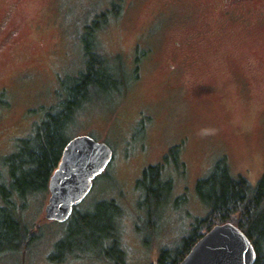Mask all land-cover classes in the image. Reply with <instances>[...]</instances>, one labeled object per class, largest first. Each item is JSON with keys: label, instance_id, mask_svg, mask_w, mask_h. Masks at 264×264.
Segmentation results:
<instances>
[{"label": "rangeland", "instance_id": "obj_1", "mask_svg": "<svg viewBox=\"0 0 264 264\" xmlns=\"http://www.w3.org/2000/svg\"><path fill=\"white\" fill-rule=\"evenodd\" d=\"M221 3L0 0V21L7 26L0 39L7 29L15 32L0 48V159L62 101L60 81L82 68L83 30L95 18L100 54L120 57L126 70L136 66L139 74L120 93L84 106L66 132L112 150L105 175L76 209L90 212L101 200H115L123 211L119 241L125 254L108 258L96 243L83 245L82 237H74L73 222L47 221V189L31 195L22 211L34 238L23 252L0 256V264H155L163 248L178 246L208 214L195 185L219 159L251 185L264 176V0L226 11ZM137 47L147 53L133 63ZM176 145L179 167L164 168L173 183L168 201L162 209L156 201L142 203L136 181ZM0 170L5 173L1 161ZM61 241L68 249L49 259Z\"/></svg>", "mask_w": 264, "mask_h": 264}, {"label": "trees", "instance_id": "obj_2", "mask_svg": "<svg viewBox=\"0 0 264 264\" xmlns=\"http://www.w3.org/2000/svg\"><path fill=\"white\" fill-rule=\"evenodd\" d=\"M97 23L95 18L84 27L83 65L79 72L60 81L64 90L62 101L45 113L31 134L16 141L11 154L0 159L5 169V173L0 170V254L23 252L30 240L31 233H26L28 228L21 218L22 211L31 195L47 190L49 179L70 140L66 132L75 125L78 112L91 100L113 97L128 85L125 78L128 75L120 57L110 59L100 54L97 40L94 48L91 47ZM178 150L172 147L163 162L143 170L136 181L137 189L143 192L142 203L150 206L156 201L159 204L155 206L160 205L161 209L166 204L173 183L165 177L164 168L168 164L179 167ZM168 159L171 161L167 162ZM195 186L199 198L209 207L208 214L195 222L178 246L163 248L155 264H179L206 232L224 223L237 226L248 237L256 252L254 264H264V176L251 185L242 175H232L226 159L221 158ZM122 213L115 200H101L90 212L74 209L69 220L75 224L74 237H82L83 245L96 243L108 258L113 253L122 256L125 254L119 241ZM64 249H68L66 241L56 243L51 258L57 259Z\"/></svg>", "mask_w": 264, "mask_h": 264}, {"label": "water", "instance_id": "obj_3", "mask_svg": "<svg viewBox=\"0 0 264 264\" xmlns=\"http://www.w3.org/2000/svg\"><path fill=\"white\" fill-rule=\"evenodd\" d=\"M113 158L112 150L89 136H76L63 149L48 182L45 219L67 222ZM256 252L248 237L235 225H215L189 250L179 264H254Z\"/></svg>", "mask_w": 264, "mask_h": 264}, {"label": "flooded vegetation", "instance_id": "obj_4", "mask_svg": "<svg viewBox=\"0 0 264 264\" xmlns=\"http://www.w3.org/2000/svg\"><path fill=\"white\" fill-rule=\"evenodd\" d=\"M222 1V3H221V7H222V9H223V11H226L229 7L231 8V7H233V6H235V5H238V4H240V3H242V1H249V0H221ZM11 12L12 11H9V10H7L6 11V16H8V15H10L11 14ZM10 26H13V27H16L17 25L15 24V23H12V24H10ZM7 26H6V24H5V19H3L2 21H0V32H1V30L2 29H4V28H6ZM14 35H15V32H13V30L12 29H7V31H6V34L4 35V37H3V39L1 38L0 39V48H2L4 45H7V44H9V43H11V40L13 39V37H14ZM98 41V39L96 38V36H94V39L92 38L90 41L92 42V48H94V46H95V41ZM81 47L82 48H84L85 47V45H84V39L83 38H81ZM134 51H135V53H134V57H133V60H132V62L134 63L135 61H140L144 56V54H146L147 53V50H142V52H140V48H136V49H134ZM83 57V56H82ZM168 68L169 69H171V70H173L174 69V67L172 66V65H169L168 66ZM137 68H136V66L134 67V68H132V69H128V70H126L125 72H126V74L128 75V76H126L125 78L127 79V84H129V83H131V81H133V79H137V78H139V74L137 73V72H135V70H136ZM132 75V77H130ZM120 84H121V82H120ZM120 86V85H119ZM121 87V86H120ZM111 96V95H110ZM92 101V100H91ZM87 105V104H86ZM85 105V106H86ZM139 114H140V112H137L136 114H135V118H136V121L135 122H138V121H140V116H139ZM143 131V130H142ZM185 142V138H182L179 142H177V143H184ZM141 143H145L144 141H142ZM173 147H175V146H173ZM176 147H178L179 148V150H178V154H177V157H178V160L180 159V151H181V145H176ZM169 152V151H168ZM168 154V153H167ZM166 154V155H167ZM165 154H164V157L166 156ZM169 161H171L170 159H168L167 160V162H169ZM170 165H172V164H170ZM31 237L32 238H34V235H31ZM30 237V238H31ZM29 241V240H28ZM26 244H27V242H26ZM25 244V245H26ZM17 248H20V244L18 245V246H16ZM17 254V253H16ZM3 254H0V256H2ZM58 256H59V254H58ZM51 258V256H49V259ZM62 262V261H61Z\"/></svg>", "mask_w": 264, "mask_h": 264}]
</instances>
